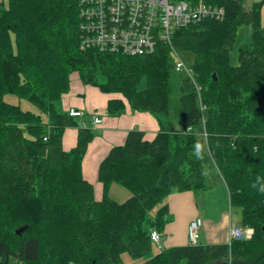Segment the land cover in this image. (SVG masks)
I'll return each instance as SVG.
<instances>
[{
	"label": "trees",
	"instance_id": "trees-1",
	"mask_svg": "<svg viewBox=\"0 0 264 264\" xmlns=\"http://www.w3.org/2000/svg\"><path fill=\"white\" fill-rule=\"evenodd\" d=\"M203 1L222 7L225 17L174 32V48L192 57V76L178 79L172 119L175 73L168 47L144 56L80 50L79 0H0V264H123V254L144 264H264L262 3ZM242 25L251 41L231 66ZM72 73L109 97V116L128 107L151 114L159 128L152 140L130 131L109 151L97 170L100 200L82 173L97 132L60 108ZM70 127L77 128L76 143L65 151L62 138ZM196 142L204 146L202 159L193 151ZM211 175L225 185L241 227L253 230L251 239L153 253L150 232H163L168 206L155 217L150 210L173 193L207 190ZM111 185L129 197L112 200Z\"/></svg>",
	"mask_w": 264,
	"mask_h": 264
},
{
	"label": "crops",
	"instance_id": "crops-1",
	"mask_svg": "<svg viewBox=\"0 0 264 264\" xmlns=\"http://www.w3.org/2000/svg\"><path fill=\"white\" fill-rule=\"evenodd\" d=\"M82 86L85 85L82 84ZM108 99L109 97L101 93L97 88L86 85L82 89V87L80 88L78 85H75L73 89L70 83V89L62 97L60 103L61 111L65 113L69 109L82 111L83 116L75 118L81 122L88 120L89 123L83 124V126L87 127L89 124L90 128L97 132V136L88 145L82 161L83 177L93 185L96 200H100L103 196L102 184L97 180V170L99 164L109 151L113 147L123 145L130 131L137 130L143 132L147 140H152L159 131L155 118L147 112H137L127 107L119 117L109 116L106 112ZM94 116H99L102 119V123L93 125L92 120ZM76 138L77 128L70 127L65 129L62 138L63 149L65 151L72 149L75 146ZM108 196L114 201H118L122 197L126 200L129 197V193L122 187L111 185L108 189ZM195 196L193 192H183L173 193L168 197L166 204L168 206V214H173L176 220L164 227L163 232L169 233V236L165 237L163 232L160 233L163 248L188 246V226L195 218H201L203 221V227L199 234L206 241L205 244L204 242L198 244L215 245L229 243V229L236 223H232L229 218V224L226 226L224 221L223 225L220 226L222 240L220 242L215 240V236L212 234L210 228L212 220L207 212L201 210L196 204Z\"/></svg>",
	"mask_w": 264,
	"mask_h": 264
},
{
	"label": "built area",
	"instance_id": "built-area-1",
	"mask_svg": "<svg viewBox=\"0 0 264 264\" xmlns=\"http://www.w3.org/2000/svg\"><path fill=\"white\" fill-rule=\"evenodd\" d=\"M218 12L201 3L192 7L185 0H81L82 48L94 47L130 56L150 54L158 42L169 43L172 28L215 17ZM181 66L177 64V70ZM69 115L79 113L72 111ZM200 226V218L190 225L192 243ZM250 234L236 227L230 231L235 239L249 238ZM151 239L158 241L156 232H151Z\"/></svg>",
	"mask_w": 264,
	"mask_h": 264
},
{
	"label": "rangeland",
	"instance_id": "rangeland-1",
	"mask_svg": "<svg viewBox=\"0 0 264 264\" xmlns=\"http://www.w3.org/2000/svg\"><path fill=\"white\" fill-rule=\"evenodd\" d=\"M262 3V6L260 7V13L262 16V24H264V0H244L245 6L249 7L252 4L255 3ZM251 41V30L247 26H239L236 32V39L235 42L231 48L230 54H229V60L231 66L237 65V53L238 49L242 46H246ZM180 58L184 61L186 65L190 64L192 61V57L188 56L187 54H181ZM189 66V65H188ZM180 73H175L172 80V89L170 94V112H171V118L176 119V111L178 109V98L180 96L179 88H178V79L180 77ZM184 76V75H183ZM69 81L72 84V88L74 89L75 85H78L82 89L86 86H82L78 74L72 73L69 76ZM87 89V88H85ZM6 101L14 104L19 105L23 110H29L34 111L35 109L26 101L18 100L17 98L13 96H7ZM207 181L208 188L204 191H199L195 193V201L196 204L199 206L201 210H205L209 217L212 220V224L210 225L212 234L215 236V240H218L219 242L222 240L220 233L221 228L220 226L223 225L224 221L226 223V226L229 224V218L231 219L232 223H236L237 225H240V211L235 210L234 208H231L229 206V199H228V192L224 184L221 182H218L216 178H214L212 175L208 178ZM115 187H120L119 185H115ZM125 199L120 198L117 203L124 202ZM168 202V197L166 199L161 200L152 210H150L149 215L151 217H155L157 211L164 207ZM176 216V215H175ZM168 222H166L164 225H167L170 222H175V217L173 214L169 213L167 215ZM241 226V225H240ZM164 236H169V233L166 234L165 232ZM198 243L205 244L206 241L201 238V235L199 234V237L197 239ZM158 248L156 245L153 244V253L158 252ZM122 262L123 264H142V260L139 259H133L128 254H123L122 256Z\"/></svg>",
	"mask_w": 264,
	"mask_h": 264
},
{
	"label": "bare ground",
	"instance_id": "bare-ground-1",
	"mask_svg": "<svg viewBox=\"0 0 264 264\" xmlns=\"http://www.w3.org/2000/svg\"><path fill=\"white\" fill-rule=\"evenodd\" d=\"M80 1H81V0H79V3H78L79 35H80V45H79V49H80V50L95 49V50H98V51H100V52H109V53H116V54H122V55H125V56H130V55L123 54V53H121V52H113V51H110V50H100V49H98V48H94V47H90V48H82V38H83V34H82V32H81V29H80V25H81V19H80ZM185 1L188 2V3L190 2V4H191L192 7L198 6V5L201 3V4L204 5L206 8L216 9V10L219 11V12H218L217 14H215V17H209V16H208V17L202 18L201 20H199V21H197V22H190V23H188V24H186V25H184V26H178V27H174V28H172V29H171V33H170V40H169V43L158 42V43L156 44V46L154 47V50H155V48H156L158 45H164V46L168 47V48L170 49V52H171V55H172V58H173L172 64H173V71H174V73H180V74H183L184 76L191 77V76H192V72H191L190 67L184 63V61L180 58V53H179V52L174 48V46H173V35H174V32H175L177 29L184 28V27H187V26H190V25H196V24L201 23V22H203V21H205V20H208V19L216 20V21H222V20L224 19V17H225V11H224V9H223L222 7L215 6V5H212V4H207V3H205L203 0H185ZM154 50H153V52H154ZM153 52H152V53H153ZM152 53H150V54H144V55H151ZM144 55H141V56H144ZM177 64H181V65H182L181 68H179V70H177ZM213 77L215 78V75H213ZM72 111H73V112H77V113H79V115H77V116H70L69 114H70V112H72ZM68 115H69L70 117H73V118H75V117H81V116H83V112L80 111V110H76V109H69V111H68ZM96 121H98V122H96ZM101 123H102V119H101L99 116H94V117H93V120H92V124H93V125H99V124H101ZM83 127H85V126H83ZM200 219H201V218H200ZM193 221H194V220H193ZM193 221H192V222H193ZM192 222H190V224H189V226H188V233H187V236H188V243H189V245L196 246V245H198L197 239H198V237H199V233H200V231H201V229H202V227H203V221H202V219H201V226L199 227V229H198L197 232H196V238H195V240H194V243H192V242L190 241V239H189V228H190V225H191ZM234 227L238 228V229L241 230L243 233L246 232V231H250L251 234H250L249 238H242V239H235V238H232V237L230 236V231H231ZM152 231L156 232L157 235H158V241H157V242H155V241H153V240L151 239V232H152ZM152 231L150 232V240H151V242H152L154 245H156V247L158 248L159 251H162V250H163V245H162L161 234H160L157 230H152ZM252 235H253V230H252L251 228H248V227H241L240 225L235 224V225H232V226L230 227V229H229V242H231L232 240H242V241H244V240H249V239H251Z\"/></svg>",
	"mask_w": 264,
	"mask_h": 264
},
{
	"label": "clouds",
	"instance_id": "clouds-1",
	"mask_svg": "<svg viewBox=\"0 0 264 264\" xmlns=\"http://www.w3.org/2000/svg\"><path fill=\"white\" fill-rule=\"evenodd\" d=\"M192 148H193V151L195 153V156L198 159H202L203 158V152H204V146L201 143L196 142L193 144ZM254 187H255V185H254ZM259 190H260V192L264 193V187H261Z\"/></svg>",
	"mask_w": 264,
	"mask_h": 264
},
{
	"label": "water",
	"instance_id": "water-1",
	"mask_svg": "<svg viewBox=\"0 0 264 264\" xmlns=\"http://www.w3.org/2000/svg\"><path fill=\"white\" fill-rule=\"evenodd\" d=\"M214 79H215V78H214ZM24 230H25V228H21V229L17 230L15 233H16L17 235H20Z\"/></svg>",
	"mask_w": 264,
	"mask_h": 264
}]
</instances>
